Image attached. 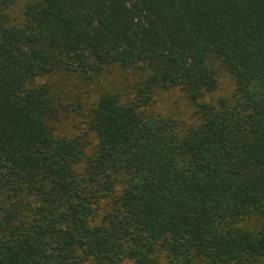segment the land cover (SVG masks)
Masks as SVG:
<instances>
[{"label": "trees", "instance_id": "trees-1", "mask_svg": "<svg viewBox=\"0 0 264 264\" xmlns=\"http://www.w3.org/2000/svg\"><path fill=\"white\" fill-rule=\"evenodd\" d=\"M115 67L59 133L39 79ZM172 88L196 125L147 112ZM128 263L264 264V0H0V264Z\"/></svg>", "mask_w": 264, "mask_h": 264}, {"label": "rangeland", "instance_id": "rangeland-1", "mask_svg": "<svg viewBox=\"0 0 264 264\" xmlns=\"http://www.w3.org/2000/svg\"><path fill=\"white\" fill-rule=\"evenodd\" d=\"M19 5L14 10V15L20 12L21 4ZM38 82L51 83L60 97L59 121L55 124L57 131L66 135H80L88 129V109L91 103L107 90L120 92L124 99L133 97L136 77L132 71H123L119 67H115L91 84L62 73L45 76ZM219 83V89L214 97H230L234 90V81L227 71L219 73ZM146 110L148 113L173 114L186 126L196 125L199 122L196 108L186 99L184 91L180 88L157 90L151 105ZM90 140L95 144L96 140L93 134H90Z\"/></svg>", "mask_w": 264, "mask_h": 264}]
</instances>
